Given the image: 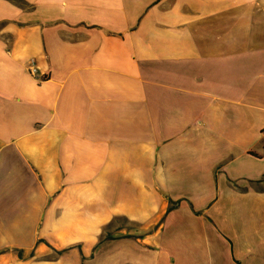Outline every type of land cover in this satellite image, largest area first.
Instances as JSON below:
<instances>
[{
  "label": "crops",
  "instance_id": "0c3cea01",
  "mask_svg": "<svg viewBox=\"0 0 264 264\" xmlns=\"http://www.w3.org/2000/svg\"><path fill=\"white\" fill-rule=\"evenodd\" d=\"M0 264H264V0H0Z\"/></svg>",
  "mask_w": 264,
  "mask_h": 264
},
{
  "label": "built area",
  "instance_id": "2783aa9c",
  "mask_svg": "<svg viewBox=\"0 0 264 264\" xmlns=\"http://www.w3.org/2000/svg\"><path fill=\"white\" fill-rule=\"evenodd\" d=\"M29 72L33 75V76H35L36 78H38L39 77V70H38V68L35 66V65H30L29 66ZM45 79V78H44ZM42 81H44V80H42Z\"/></svg>",
  "mask_w": 264,
  "mask_h": 264
},
{
  "label": "rangeland",
  "instance_id": "374dc122",
  "mask_svg": "<svg viewBox=\"0 0 264 264\" xmlns=\"http://www.w3.org/2000/svg\"><path fill=\"white\" fill-rule=\"evenodd\" d=\"M124 225H128V223L125 222L124 220H120L119 222H117V225L116 226H124Z\"/></svg>",
  "mask_w": 264,
  "mask_h": 264
},
{
  "label": "trees",
  "instance_id": "16d2710c",
  "mask_svg": "<svg viewBox=\"0 0 264 264\" xmlns=\"http://www.w3.org/2000/svg\"><path fill=\"white\" fill-rule=\"evenodd\" d=\"M107 239H111V235L108 234L105 238L103 237L102 240H107Z\"/></svg>",
  "mask_w": 264,
  "mask_h": 264
}]
</instances>
